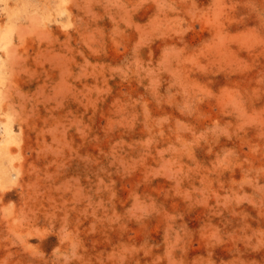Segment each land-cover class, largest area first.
Returning a JSON list of instances; mask_svg holds the SVG:
<instances>
[{
  "label": "rangeland",
  "instance_id": "obj_1",
  "mask_svg": "<svg viewBox=\"0 0 264 264\" xmlns=\"http://www.w3.org/2000/svg\"><path fill=\"white\" fill-rule=\"evenodd\" d=\"M1 33L0 264H264V0H0Z\"/></svg>",
  "mask_w": 264,
  "mask_h": 264
},
{
  "label": "bare ground",
  "instance_id": "obj_2",
  "mask_svg": "<svg viewBox=\"0 0 264 264\" xmlns=\"http://www.w3.org/2000/svg\"><path fill=\"white\" fill-rule=\"evenodd\" d=\"M3 33H5V32H3ZM10 34V33H9ZM1 35V37H2V39H7V36H8V34L6 33V34H0ZM1 39V38H0ZM3 43H4V41H3ZM4 129V128H3ZM5 134H6V138L4 139V141H3V143H5L6 145L7 144H10L11 142H12V129L11 128H9V127H5ZM14 141V140H13Z\"/></svg>",
  "mask_w": 264,
  "mask_h": 264
}]
</instances>
